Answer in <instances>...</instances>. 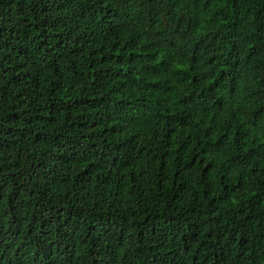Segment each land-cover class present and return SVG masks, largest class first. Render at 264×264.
I'll return each instance as SVG.
<instances>
[{
  "label": "trees",
  "instance_id": "1",
  "mask_svg": "<svg viewBox=\"0 0 264 264\" xmlns=\"http://www.w3.org/2000/svg\"><path fill=\"white\" fill-rule=\"evenodd\" d=\"M0 264H264V0H0Z\"/></svg>",
  "mask_w": 264,
  "mask_h": 264
}]
</instances>
